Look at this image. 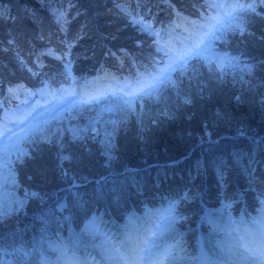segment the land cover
I'll return each mask as SVG.
<instances>
[{
    "label": "trees",
    "instance_id": "1",
    "mask_svg": "<svg viewBox=\"0 0 264 264\" xmlns=\"http://www.w3.org/2000/svg\"><path fill=\"white\" fill-rule=\"evenodd\" d=\"M169 1L0 0V264H48L45 251L68 264L67 228L158 200L159 235L186 228L166 235L174 263L189 260L204 203L241 207L261 228L264 189L244 169L251 152L264 172V0H225L222 14L214 0ZM174 6L211 26L194 47ZM103 66L135 82L134 107L75 97L73 76ZM142 75L154 81L141 87ZM201 226L216 258L230 253L233 231Z\"/></svg>",
    "mask_w": 264,
    "mask_h": 264
},
{
    "label": "rangeland",
    "instance_id": "2",
    "mask_svg": "<svg viewBox=\"0 0 264 264\" xmlns=\"http://www.w3.org/2000/svg\"><path fill=\"white\" fill-rule=\"evenodd\" d=\"M214 1H212V7L215 10L222 11L226 1L216 0L215 3ZM117 5L122 6L125 11L127 10L123 3L117 1ZM227 9H229V7ZM177 14L178 15L174 17V21L178 24H184L183 29L188 32L186 36L189 35L190 37L189 40L181 39L183 46L185 47H194L195 42L202 37L203 30L207 29L208 32L211 31L209 28L210 25H208L206 21L201 20V25L193 26L188 22L187 17L181 20L179 18V12ZM141 25L145 26L146 29L153 30L149 21H143L141 22ZM164 45L169 48L172 47V49H176V51L179 48L175 45L170 46L169 43L165 42ZM46 50L50 53H55L51 48H47ZM213 59L216 62V65L219 67L223 66L224 59L222 56H214ZM101 69L99 72L89 75L86 78L75 75L72 81L73 93L80 98L89 95L91 96V100H98L101 96L106 97L107 94L102 91V89H105L104 87H106L107 93L109 92V94L120 95L124 102L133 107L135 106L136 101H140L133 80L127 81L126 79H123V77H120L119 74L112 69ZM107 78L112 79V82H110L108 86L102 85L100 79L106 81ZM136 80L139 84L141 83V87H144L146 86L145 83H148L152 78L142 75ZM16 86L20 88L19 84H16ZM100 89L102 92H99ZM7 90L9 93H12L13 87L8 86ZM206 133L209 135V130L206 129ZM227 207L228 204L222 201L219 205L210 206V208L204 211V215H206L207 220L211 222L213 226L221 224L229 226L232 224L230 223L231 221L224 220L223 215H221L226 211ZM144 208V216H141L135 211L132 212L133 215L129 213V219L118 221L115 218L112 219V217L108 218L97 214L93 218L92 223L83 226L85 229L84 232L88 234H94L95 232V234L99 233V235L94 238L93 242L85 245L84 251L89 255L91 264H131L132 261H135V264H141V262L142 264H149L154 255L161 254V258L165 257V250L163 249L166 247L151 246V241L153 239L157 240L155 237H157L160 229L157 223L158 218L156 216L158 212L163 211L165 207L162 205V202H159L158 200L156 205L151 206L145 204ZM211 210L214 211L211 212ZM238 218L241 219L240 224L239 220H236ZM233 222L236 225L235 230H238L240 233L239 239L236 238L234 241L235 248H231V253L220 261H217L214 256H208V259L205 260L204 264H264V228L258 229L256 226L250 225L248 223V218L244 215L240 217L237 216ZM245 233H247V235ZM121 238L125 239L126 242ZM63 243L60 244V249L66 252L68 246ZM147 247L151 249L148 253H146ZM72 260L74 261L72 264H85V260H83L80 252L76 257L73 255ZM168 264L177 263L168 260ZM186 264L190 263L188 262Z\"/></svg>",
    "mask_w": 264,
    "mask_h": 264
},
{
    "label": "snow or ice",
    "instance_id": "3",
    "mask_svg": "<svg viewBox=\"0 0 264 264\" xmlns=\"http://www.w3.org/2000/svg\"><path fill=\"white\" fill-rule=\"evenodd\" d=\"M60 16L62 17L63 13H61ZM237 99H239V98H237ZM262 106H264V102H262ZM240 155L241 154H237V156H240ZM247 158H248V164L244 170L248 174L249 180L253 184H257L261 189H264V172H261L259 174V180H257V172H256L257 162H256V159L251 152L248 153ZM222 178L223 177L221 175V179ZM261 195H264V191L261 192ZM0 213H2V208H0ZM0 218H2V215H0Z\"/></svg>",
    "mask_w": 264,
    "mask_h": 264
},
{
    "label": "clouds",
    "instance_id": "4",
    "mask_svg": "<svg viewBox=\"0 0 264 264\" xmlns=\"http://www.w3.org/2000/svg\"><path fill=\"white\" fill-rule=\"evenodd\" d=\"M131 264H135V261H132ZM149 264H168V257L161 258V254L154 255Z\"/></svg>",
    "mask_w": 264,
    "mask_h": 264
}]
</instances>
